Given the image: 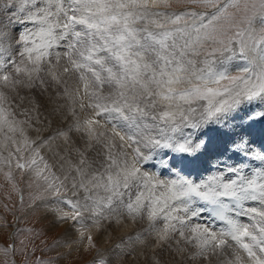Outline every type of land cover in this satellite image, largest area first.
<instances>
[{"label": "snow or ice", "instance_id": "obj_1", "mask_svg": "<svg viewBox=\"0 0 264 264\" xmlns=\"http://www.w3.org/2000/svg\"><path fill=\"white\" fill-rule=\"evenodd\" d=\"M0 172L66 240L134 224L104 264H264V0H0Z\"/></svg>", "mask_w": 264, "mask_h": 264}, {"label": "rangeland", "instance_id": "obj_2", "mask_svg": "<svg viewBox=\"0 0 264 264\" xmlns=\"http://www.w3.org/2000/svg\"><path fill=\"white\" fill-rule=\"evenodd\" d=\"M12 183L17 184L16 189H13ZM12 183L7 182L0 172V246L4 245L6 239H11L13 232H19L15 255L5 257L0 253V264H12V261L15 264H37L39 260L57 261L58 264H104L105 261L116 260L115 252L109 248V243L103 249L104 246L97 235L94 237L97 242L95 248H86L76 243L75 238L66 240L67 225L54 227L47 208L29 206L30 190L23 179L18 178ZM20 241H24L27 247L21 245ZM65 243L70 246L63 247Z\"/></svg>", "mask_w": 264, "mask_h": 264}, {"label": "bare ground", "instance_id": "obj_3", "mask_svg": "<svg viewBox=\"0 0 264 264\" xmlns=\"http://www.w3.org/2000/svg\"><path fill=\"white\" fill-rule=\"evenodd\" d=\"M21 95H22V93H21ZM20 118L21 117H19V116L17 117V119H20ZM257 139L259 140V137ZM47 212H49V210ZM95 231L93 229L91 230V232L94 235V237L97 235V237L101 241V244L104 246L103 249H105L106 246H108V243H109V248H111L114 252H115V247H114L115 245L125 244V245H128L129 247H131L132 246V241L135 240L136 235H138V233L135 231V225L134 224L131 225V226L125 225L123 227H118L116 231H113L112 229H107L104 232L102 238L100 237V235L97 234V232L95 234ZM82 246H85L87 248V244L86 243L82 244ZM109 252L111 253V251H109ZM102 253H103V251H101V254ZM112 255H113V253H112ZM145 259H146L145 255L143 253H141L140 256H139V260H145ZM165 259L166 260L168 259L167 254L165 255ZM185 264H187V261L185 262Z\"/></svg>", "mask_w": 264, "mask_h": 264}]
</instances>
